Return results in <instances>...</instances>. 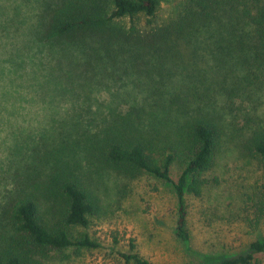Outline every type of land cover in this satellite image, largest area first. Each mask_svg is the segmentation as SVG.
I'll use <instances>...</instances> for the list:
<instances>
[{
    "label": "rangeland",
    "instance_id": "rangeland-1",
    "mask_svg": "<svg viewBox=\"0 0 264 264\" xmlns=\"http://www.w3.org/2000/svg\"><path fill=\"white\" fill-rule=\"evenodd\" d=\"M46 1L0 0V240L9 233L5 211L18 186L34 185L61 164L99 197V211L84 230L100 246L51 250L52 264H125L120 252H130L132 241L153 264H218L264 241V215L256 223L254 208L262 163L244 149L250 133L264 127V85L246 97L228 96L222 81L229 63L205 44L181 46L176 64H166V53L136 63L90 39L43 38ZM174 4L160 0L161 20ZM161 91L167 98L203 96L225 130L211 182L187 199L188 247L177 235L173 184L147 173L124 175L97 148L96 134L115 115L139 109ZM252 264H264V252Z\"/></svg>",
    "mask_w": 264,
    "mask_h": 264
},
{
    "label": "trees",
    "instance_id": "trees-1",
    "mask_svg": "<svg viewBox=\"0 0 264 264\" xmlns=\"http://www.w3.org/2000/svg\"><path fill=\"white\" fill-rule=\"evenodd\" d=\"M173 1L171 13L161 20L160 0H47L42 37L74 44L90 39L136 63L166 53V64H176L184 48L205 44L229 63L222 81L228 96L240 92L246 97L249 90L263 87L264 0ZM224 135L209 100L195 92L167 98L161 91L139 109L115 115L96 137L111 168L130 177L147 173L173 184L179 199L177 235L188 247L187 199L190 194L201 196L211 182L207 175L215 171ZM244 149L263 168L256 189L260 199L254 205L258 223L264 215V127L250 133ZM99 204L96 192L70 166L58 164L34 185H19L6 206L10 229L0 240V264H52L51 250L99 247L84 230ZM249 247L250 252L218 264H252L255 254L264 252V241H252ZM120 256L125 264H153L134 241L130 252Z\"/></svg>",
    "mask_w": 264,
    "mask_h": 264
}]
</instances>
